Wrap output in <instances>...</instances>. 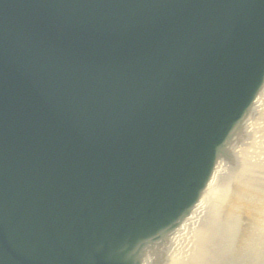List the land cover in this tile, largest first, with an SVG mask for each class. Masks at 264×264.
<instances>
[{"label":"water","instance_id":"obj_1","mask_svg":"<svg viewBox=\"0 0 264 264\" xmlns=\"http://www.w3.org/2000/svg\"><path fill=\"white\" fill-rule=\"evenodd\" d=\"M262 108L264 0H0V264H264Z\"/></svg>","mask_w":264,"mask_h":264}]
</instances>
